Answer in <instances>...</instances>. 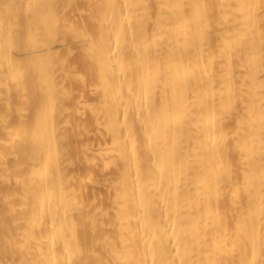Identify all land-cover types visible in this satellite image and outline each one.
I'll return each instance as SVG.
<instances>
[{
    "label": "bare ground",
    "instance_id": "bare-ground-1",
    "mask_svg": "<svg viewBox=\"0 0 264 264\" xmlns=\"http://www.w3.org/2000/svg\"><path fill=\"white\" fill-rule=\"evenodd\" d=\"M0 264H264V0H0Z\"/></svg>",
    "mask_w": 264,
    "mask_h": 264
}]
</instances>
